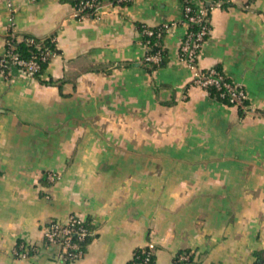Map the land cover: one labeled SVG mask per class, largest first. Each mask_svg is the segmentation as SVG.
Returning a JSON list of instances; mask_svg holds the SVG:
<instances>
[{"label":"crops","instance_id":"crops-1","mask_svg":"<svg viewBox=\"0 0 264 264\" xmlns=\"http://www.w3.org/2000/svg\"><path fill=\"white\" fill-rule=\"evenodd\" d=\"M114 1L79 18L69 0H0V56L11 35L54 45L40 77H0V264H53L43 227L71 213L91 231L74 264H130L148 243L154 264L264 260V0H195L211 6L197 67L242 85L244 110L190 83L182 0ZM162 23L149 71L139 27Z\"/></svg>","mask_w":264,"mask_h":264},{"label":"built area","instance_id":"built-area-1","mask_svg":"<svg viewBox=\"0 0 264 264\" xmlns=\"http://www.w3.org/2000/svg\"><path fill=\"white\" fill-rule=\"evenodd\" d=\"M131 0H115L116 3H127ZM6 4L11 7V0H6ZM100 6L98 0H85L82 7L74 8V14L77 17H83L86 14L82 12L85 7H93L94 13ZM211 6L207 7L203 3L195 0H182V17L181 23L186 26V33L179 46V58L191 71L190 83L200 88L206 89L213 86L216 90L221 88L220 97L227 96L230 103L239 105L246 99L245 90L242 85L234 82L223 80L213 68L206 70L197 67V58L203 41L209 32V11ZM13 10V9H12ZM12 24V17L10 18ZM174 23H162L156 29V36L165 35L169 32ZM195 26L194 28H191ZM155 30L143 29V33L152 36ZM12 36V35H11ZM11 39H13L11 37ZM29 43H33L35 48H41L40 43L35 42L31 38H26ZM144 42L146 51L147 46ZM4 52L0 56V77L9 78L13 69H19L29 77H35L40 71V63L38 60L45 61L52 53L48 48L41 49L39 54H32L28 58H22L13 52L10 39H6ZM144 54L147 61L158 62L160 60V51ZM49 179L53 180L56 175L49 174ZM43 238L47 246L53 250V264H74L84 253L82 243L90 236L91 231L86 226L85 220L78 214L71 213L65 220H50L43 227ZM32 250L29 245L19 244L13 249V255L17 258H26ZM186 255H179L178 260L184 261ZM131 264H154V246L148 243L139 253H133Z\"/></svg>","mask_w":264,"mask_h":264},{"label":"trees","instance_id":"trees-1","mask_svg":"<svg viewBox=\"0 0 264 264\" xmlns=\"http://www.w3.org/2000/svg\"><path fill=\"white\" fill-rule=\"evenodd\" d=\"M70 3L72 4V6L74 8H79V7H82V2H84L85 0H69ZM99 1V0H98ZM115 2V1H114ZM207 7H209V5H206ZM83 13H85L87 16H92L93 13H94V9L93 7H85L83 8L82 10ZM208 18H209V15H208ZM182 20H184V17H182ZM158 26H154V27H146V26H140L139 29L141 31V35H142V40L143 42H146L148 40V42L146 43V46H147V51L146 53H153L155 52L156 50H159L160 51V60L158 62H152V61H147L144 59V56H143V59H142V63L143 65L146 66V68H148L149 71L157 68V67H161V66H164L165 62H166V49L164 48L163 46V38L165 35L161 34L160 37L159 36H156V29H158ZM195 26L191 27V28H194ZM143 29H152V30H155L154 34L152 36H147L143 33ZM10 39V42L12 44V47H13V52L17 53L18 56L22 57V58H28L30 57L32 54H39V52L41 51V49H44V48H48V50L50 51V53L53 52L54 50V45L53 43L50 41L49 38H35V37H32V36H25L22 40L20 41H15L14 39H11V36L10 37H7V39ZM26 38H31L33 39L35 42H38L40 43L41 45V48L37 49L35 48L34 44L33 43H29ZM49 58L46 59L45 61H41V60H38L39 63H40V71L37 75H35L36 78L40 77L42 72L44 71L45 67H46V64L48 62ZM216 72H218V74H220L222 77H223V80L225 81H228V82H231V80L226 76L224 75V73L222 72L220 66L216 65L214 67H212ZM207 91L209 93L210 96H212L214 99H216L217 101L221 102V103H224V104H227V105H234L232 103L229 102L228 100V97L227 96H224V97H220V92L224 91L223 88L219 89V90H216L213 86H210L207 88ZM246 99L243 100V102L239 105H235L237 106L240 110H244L245 107H246ZM86 223V222H85ZM87 226V225H86ZM88 238L89 236L85 239V241L82 243V248L85 249V245L88 241ZM141 250V249H140ZM140 250H136L134 253H139ZM179 255H186L185 252H182L180 254H178L176 256V264H186L189 259L187 257L186 260L184 261H180L178 260V257ZM131 264V262H130ZM255 264H264V260L261 259L260 257H258L257 261Z\"/></svg>","mask_w":264,"mask_h":264}]
</instances>
